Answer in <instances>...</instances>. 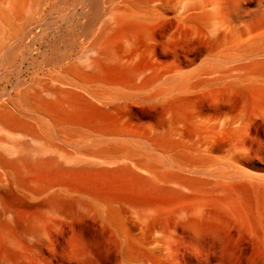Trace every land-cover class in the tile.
Here are the masks:
<instances>
[{"label":"bare ground","instance_id":"bare-ground-1","mask_svg":"<svg viewBox=\"0 0 264 264\" xmlns=\"http://www.w3.org/2000/svg\"><path fill=\"white\" fill-rule=\"evenodd\" d=\"M0 77V264H264V0H0Z\"/></svg>","mask_w":264,"mask_h":264},{"label":"rangeland","instance_id":"rangeland-1","mask_svg":"<svg viewBox=\"0 0 264 264\" xmlns=\"http://www.w3.org/2000/svg\"><path fill=\"white\" fill-rule=\"evenodd\" d=\"M38 27H39L38 25H37V26H36V25H33L31 29H32V30H36ZM41 49H42V50H45V45H43ZM28 60H29V61H28L27 64H26L27 71L24 72V73L21 75V78H23V79L27 78V77L30 75V73L33 72V69H34L35 65L37 64V62H34V63H33L32 60H30V59H28ZM32 63H33V64H32ZM34 64H35V65H34ZM27 75H28V76H27ZM13 82H14V79L11 77L10 82H9L8 84H6V83L4 82V79H2V77H0V90H1L4 86H6L7 89H10V87L13 85Z\"/></svg>","mask_w":264,"mask_h":264}]
</instances>
